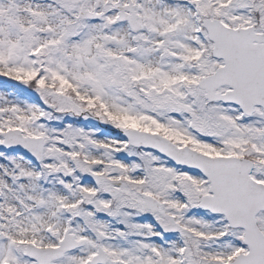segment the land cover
<instances>
[{
	"label": "snow or ice",
	"instance_id": "obj_1",
	"mask_svg": "<svg viewBox=\"0 0 264 264\" xmlns=\"http://www.w3.org/2000/svg\"><path fill=\"white\" fill-rule=\"evenodd\" d=\"M0 264H264V0H0Z\"/></svg>",
	"mask_w": 264,
	"mask_h": 264
}]
</instances>
